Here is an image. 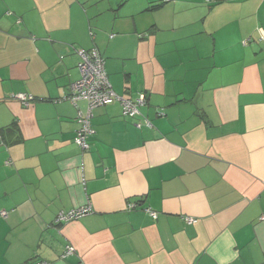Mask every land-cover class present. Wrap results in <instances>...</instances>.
<instances>
[{"label":"crops","instance_id":"obj_1","mask_svg":"<svg viewBox=\"0 0 264 264\" xmlns=\"http://www.w3.org/2000/svg\"><path fill=\"white\" fill-rule=\"evenodd\" d=\"M259 28L264 0H0V264H264ZM81 48L147 93L93 108L87 150Z\"/></svg>","mask_w":264,"mask_h":264},{"label":"built area","instance_id":"obj_2","mask_svg":"<svg viewBox=\"0 0 264 264\" xmlns=\"http://www.w3.org/2000/svg\"><path fill=\"white\" fill-rule=\"evenodd\" d=\"M259 38L264 40V29L259 28ZM112 36V35H111ZM79 61L77 62L78 77L69 85V94L63 99L69 100L74 105L77 100H85L87 102V110L85 112L78 111L77 120L79 123L75 131L74 142L81 148V150L89 149L88 138L94 132L91 127V110L96 107L104 106L112 101H118L121 106L122 115L125 117H135L140 114V108L147 102V93L139 92L134 98H127L118 95L112 88V85L107 77L105 70L104 57L99 53L96 48L79 49ZM21 104L28 105L34 96L28 93L18 92L14 94ZM162 115V112H158ZM147 126H151L148 120H145ZM135 204H127L128 208H133ZM90 205L70 210L60 211L55 218V222L61 223L71 219H76L90 211ZM146 211L153 217H156V212L146 208ZM5 212L2 211L1 215ZM188 221H194L188 219ZM74 251L73 246L67 245L61 257L72 254Z\"/></svg>","mask_w":264,"mask_h":264}]
</instances>
